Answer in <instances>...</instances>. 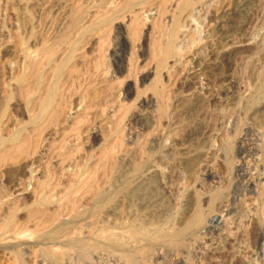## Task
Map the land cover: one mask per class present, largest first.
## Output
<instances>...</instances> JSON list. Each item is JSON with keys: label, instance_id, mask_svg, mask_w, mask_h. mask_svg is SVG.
Here are the masks:
<instances>
[{"label": "rangeland", "instance_id": "obj_1", "mask_svg": "<svg viewBox=\"0 0 264 264\" xmlns=\"http://www.w3.org/2000/svg\"><path fill=\"white\" fill-rule=\"evenodd\" d=\"M0 264H264V0H0Z\"/></svg>", "mask_w": 264, "mask_h": 264}, {"label": "bare ground", "instance_id": "obj_2", "mask_svg": "<svg viewBox=\"0 0 264 264\" xmlns=\"http://www.w3.org/2000/svg\"><path fill=\"white\" fill-rule=\"evenodd\" d=\"M169 46H170V45H169ZM172 47H173V46H172ZM166 48H167V47H166ZM165 50H166V49H165ZM167 50H168V49H167ZM167 50H166L165 52H167ZM171 50H173V51H174V49H171ZM165 52H164V53H165ZM169 54H170V53H169ZM171 54H172V53H171ZM166 55H168V54H166ZM160 60H162V59H160ZM48 102H49V101H48ZM47 104H50V102H49V103H47ZM47 104H46V105L44 104V105H45V107L47 106ZM43 107H44V106H43ZM45 107H44V109H45ZM42 110H43V108H42ZM45 110H46V109H45ZM43 111H44V110H43Z\"/></svg>", "mask_w": 264, "mask_h": 264}]
</instances>
